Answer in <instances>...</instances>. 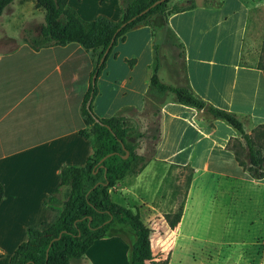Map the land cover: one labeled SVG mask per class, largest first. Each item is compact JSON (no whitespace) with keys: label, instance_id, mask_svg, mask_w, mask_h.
Returning <instances> with one entry per match:
<instances>
[{"label":"crops","instance_id":"0c3cea01","mask_svg":"<svg viewBox=\"0 0 264 264\" xmlns=\"http://www.w3.org/2000/svg\"><path fill=\"white\" fill-rule=\"evenodd\" d=\"M195 2L163 26H140L118 39L96 78L91 108L98 118L123 117L145 143L154 141L159 127L150 164L183 167L201 187L229 189L226 200L209 201L228 220L246 214L256 222L253 231L264 234V178L248 177V149L238 131L206 108L178 103L172 93L149 86L157 52L162 83L188 88L207 105L234 113L264 146V0ZM68 6L85 21L122 17L121 0H68ZM41 9L33 0H13L0 14V264H9L29 228L43 230L55 221L59 208L44 199L59 187L65 166H82L92 153L90 140L79 133L91 54L76 42L31 48L20 34ZM242 186L257 191L240 198ZM119 252L118 236L103 237L71 263L120 264Z\"/></svg>","mask_w":264,"mask_h":264},{"label":"trees","instance_id":"16d2710c","mask_svg":"<svg viewBox=\"0 0 264 264\" xmlns=\"http://www.w3.org/2000/svg\"><path fill=\"white\" fill-rule=\"evenodd\" d=\"M12 1L0 0V14ZM33 1L44 10V24L38 34L23 29V39L31 48L38 50L76 42L91 54L92 81L82 101L81 114L85 127L79 133L90 140L92 153L84 165H69L62 169L59 187L43 201L44 205L59 208L57 218L43 230L29 228L27 240L14 250L9 264H72L71 261L82 258L96 240L108 236L115 222L129 225L135 232L130 264H149L152 259L149 245L152 228L138 212L114 202L110 194L117 180L132 170L139 158L137 143L130 139L135 129L118 115L98 118L92 111L91 103L97 92L96 78L118 39L140 26H163L171 14L193 9L196 2L185 0L183 4L174 2L169 5L171 0H121L122 17L115 22L102 15L85 21L68 6V0ZM156 1L159 2L154 4ZM157 68L156 52L150 88L157 93H172L178 103L197 109L206 108L212 118L221 119L235 128L248 149V177L263 179L264 146L255 144L243 121L232 112L207 105L188 88L162 83L156 74ZM260 135L264 137V130ZM152 138V147H155L160 138L159 127L155 128ZM126 151L129 155L124 158ZM61 187L68 188L65 199H62ZM1 195L0 185V198Z\"/></svg>","mask_w":264,"mask_h":264},{"label":"rangeland","instance_id":"374dc122","mask_svg":"<svg viewBox=\"0 0 264 264\" xmlns=\"http://www.w3.org/2000/svg\"><path fill=\"white\" fill-rule=\"evenodd\" d=\"M174 2L183 4L185 0H171L169 5ZM43 24L44 10L41 9V14H33L22 28L20 38H23V29L38 34ZM136 138V135L130 137L137 143V153L140 149L143 152L132 170L117 180L110 194L114 202L138 212L152 228L149 264H264V234L253 231L254 219L248 220L246 214L240 212L228 220V216L220 215L218 206L209 201L216 196L226 200L231 196L229 189L212 191L201 187V182L183 167L150 164L152 143ZM255 191L242 186L237 192L240 198H246ZM67 193L68 188H63L62 199ZM110 236H118V258L123 257L119 263L130 264L136 239L134 230L115 222L106 237Z\"/></svg>","mask_w":264,"mask_h":264},{"label":"water","instance_id":"95a60500","mask_svg":"<svg viewBox=\"0 0 264 264\" xmlns=\"http://www.w3.org/2000/svg\"><path fill=\"white\" fill-rule=\"evenodd\" d=\"M162 1V0H161ZM159 1H156L154 4H156V3H158ZM105 53H107V50L105 51ZM96 120H98V118H96ZM128 155H129V152L128 151H126L125 152V155L123 156L124 158H126V157H128ZM105 157H103V159H104ZM102 159V160H103Z\"/></svg>","mask_w":264,"mask_h":264}]
</instances>
